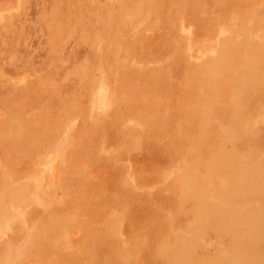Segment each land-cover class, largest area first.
Listing matches in <instances>:
<instances>
[{
	"label": "rangeland",
	"instance_id": "374dc122",
	"mask_svg": "<svg viewBox=\"0 0 264 264\" xmlns=\"http://www.w3.org/2000/svg\"><path fill=\"white\" fill-rule=\"evenodd\" d=\"M227 47H257L264 61V0H0V264H132L139 235L136 264H168L172 250L157 254L151 237L160 223L221 264H264V231L244 221L264 219V76L248 77V91L215 84ZM212 86L228 113L210 117L209 136L161 133L158 112ZM91 125L98 137L84 135ZM24 134L41 138L27 146ZM221 151L237 167L214 164L203 178L202 157ZM189 169L204 191L181 185ZM203 201L236 213L234 228L206 231Z\"/></svg>",
	"mask_w": 264,
	"mask_h": 264
},
{
	"label": "bare ground",
	"instance_id": "6f19581e",
	"mask_svg": "<svg viewBox=\"0 0 264 264\" xmlns=\"http://www.w3.org/2000/svg\"><path fill=\"white\" fill-rule=\"evenodd\" d=\"M146 1V0H145ZM149 2V1H148ZM151 2V1H150ZM156 2V1H155ZM182 7V6H181ZM158 12V11H156ZM154 13V12H153ZM145 15V14H143ZM166 18V17H165ZM210 20V19H209ZM237 43V42H236ZM259 45V43H258ZM230 47V46H229ZM227 47L226 51L227 53H224L223 54V58H228L229 56V60H226L224 61L226 64V71L224 72V69H222V72H224L222 74V72H219V74L216 75V78L214 83L217 82V83H221L223 81V78H224V81L225 80H235V82L231 85L232 87V91H237V89L239 91H248L249 90V87H248V83L246 82V80L248 79V77H253L254 76V73H256L257 71H261V75L264 76V61L262 60L263 58L261 57V55H259L258 53L256 54L257 52V47H255L253 50L255 52V56H249V55H246L244 52H242V50H238V49H233V47L229 48ZM229 48V49H228ZM119 51V50H118ZM228 54V56L226 55ZM220 58V57H219ZM221 60V59H220ZM225 60V59H224ZM197 67V66H196ZM194 69V67H193ZM204 69V68H203ZM234 69H236V71H234ZM140 70V69H139ZM200 70V69H199ZM198 70V71H199ZM197 71V70H196ZM195 71V72H196ZM203 74V71H201L199 74ZM221 73V74H220ZM126 74V73H125ZM197 74V73H196ZM205 74V73H204ZM154 75V74H153ZM152 75V76H153ZM260 75V74H259ZM155 76V75H154ZM157 76V74H156ZM188 76V75H187ZM190 76V75H189ZM131 77V75H130ZM159 79V78H158ZM157 79V81H158ZM254 79V78H253ZM133 80V79H132ZM139 81V80H138ZM154 81H156L154 79ZM156 81V82H157ZM187 82H188V85L191 86L193 82H191V80H188L187 79ZM199 82V81H198ZM254 82V81H253ZM258 82V81H257ZM264 82V81H263ZM137 83V82H136ZM151 84V83H150ZM197 84V83H196ZM216 84V83H215ZM264 84V83H263ZM144 85V84H143ZM149 85V84H148ZM134 86V85H133ZM155 86V85H154ZM156 86H158L156 84ZM246 86V88H245ZM259 87V86H258ZM150 89V88H149ZM207 89V93L206 94H203V95H200V96H194V105L192 106H187L186 107V103L184 104L183 103V106H185V108H182V110L176 112L175 114H173L172 112L167 115V116H163L160 114V112H158V115H160L162 118V120L159 119V122H160V128L162 129L161 133L164 132L163 134L165 135H168L169 138L174 136V137H177L178 136V132H182L183 130V127L185 128H193V130L195 131V138L197 140H200V139H204L206 136H209V132L210 130L212 129V123L210 121V117L215 114V115H218L222 112H227V110H225L224 108H222L223 105H221L220 103V100L218 98H216L214 96V94L211 93V91H213L214 89V86L212 87H209V88H205ZM216 89V87H215ZM222 90V89H221ZM256 91V90H255ZM254 91V93H255ZM130 92V90H129ZM142 92V91H141ZM144 92V91H143ZM134 93V91L132 92ZM131 93V94H132ZM150 93V92H149ZM210 93V94H209ZM135 94V93H134ZM264 94V93H263ZM154 95V94H153ZM192 95V94H191ZM156 96V95H154ZM232 96V95H231ZM254 96V95H253ZM134 97V96H133ZM151 97H152V94H151ZM193 98V97H192ZM216 98V100H215ZM252 98V97H250ZM257 98V97H256ZM188 100V99H187ZM156 101V100H155ZM192 101V102H193ZM234 101V100H233ZM238 101V100H237ZM253 101V100H252ZM232 102V101H231ZM237 106V105H236ZM250 107V106H249ZM156 108V107H155ZM246 109V108H245ZM232 110V109H231ZM240 110V109H238ZM245 112V111H244ZM249 112V111H248ZM246 113V112H245ZM243 114V113H242ZM249 114V113H248ZM165 115V114H164ZM214 115V116H215ZM213 116V117H214ZM223 116V115H222ZM241 116V115H240ZM229 118V117H228ZM247 118V117H245ZM156 121V119H154ZM153 120V121H154ZM200 121L201 124H199L200 126L202 125V127H200L197 122ZM101 123V122H100ZM150 123V122H149ZM18 125V124H17ZM20 125V124H19ZM90 125V124H89ZM218 125V124H217ZM219 126V125H218ZM155 127V126H153ZM157 127V126H156ZM155 127V128H156ZM228 127V126H227ZM245 127V126H244ZM21 128V127H20ZM30 128V127H29ZM33 128V127H32ZM94 128H98L96 127V125H91V126H86L83 133L85 135V132L87 131H90V134H91V137H95L97 136V133H99V131L97 132V130H95ZM159 128V127H158ZM263 128V127H262ZM27 129V128H26ZM233 129V128H232ZM242 129V128H241ZM245 129V128H244ZM158 130V129H157ZM219 130V129H218ZM235 130V129H234ZM153 131V130H152ZM240 131V130H239ZM81 131H79L80 133ZM18 133V132H17ZM26 133V132H25ZM76 133V132H74ZM78 133V134H79ZM89 134V133H88ZM129 134V133H128ZM133 134V133H132ZM251 134V133H250ZM83 135V136H84ZM71 136V135H70ZM23 137V141L26 143V145L28 146L30 142H33L35 141L36 139H40L41 137L37 138L35 136H33L32 134H24L22 135ZM98 137V136H97ZM96 137V138H97ZM160 137V135H159ZM260 137V136H259ZM1 138V137H0ZM72 138V137H71ZM85 138V137H84ZM219 138V139H218ZM229 136L228 135H224L223 137H215L214 139H211V142L212 144H223L224 142H226L228 140ZM262 138V137H261ZM94 139V138H93ZM136 139H137V136H136ZM84 140V139H83ZM138 140V139H137ZM93 141V140H92ZM46 142V141H45ZM85 142H86V139H85ZM87 143V142H86ZM264 143V142H263ZM76 145V144H75ZM222 146V145H221ZM182 147V146H181ZM183 148V147H182ZM21 149V148H20ZM200 150V149H199ZM189 151H192L190 148H189ZM27 152V151H26ZM25 153V151H24ZM185 155V154H184ZM182 157V156H181ZM229 154L225 151H221V154H219L217 157L214 158V161L213 162H209V160L207 161V158L205 156L202 157V163H203V171L200 172L202 173V177H206V173H209L211 170V168L213 167L214 164L216 165H221L222 167H225L226 169H234L237 167V164H238V161L235 162L234 164L231 163V161H229ZM183 158V157H182ZM261 160V159H260ZM181 161V160H180ZM263 161V160H262ZM245 162V161H244ZM258 162V161H257ZM184 163V162H183ZM213 163V164H212ZM261 163V161H260ZM255 164V163H254ZM264 164V163H263ZM188 165V164H187ZM253 166V165H252ZM251 166V167H252ZM255 167V166H254ZM253 167V168H254ZM192 169V167H190ZM189 169V171H187V175L186 177H182V179L180 180V183L182 186H184V188L186 189V191L188 193H192V194H196V193H200L201 191H204V189L202 188L201 186V190H197V188L199 187H194L193 186V183L192 181H194V176L191 174L192 170ZM198 169V168H196ZM193 170H194V167H193ZM251 173V171H250ZM263 174V173H262ZM261 174V175H262ZM181 177V176H180ZM196 177V176H195ZM201 175L198 177V180L200 182V179L202 178ZM193 178V179H192ZM248 176H245L242 177V180L243 182H245L244 184L245 185H249L250 184V179H247ZM253 178V177H252ZM179 179V178H178ZM261 180V179H260ZM211 182V181H210ZM179 183V184H180ZM262 183V182H260ZM77 184V183H76ZM208 184V183H207ZM211 184V183H210ZM170 185V184H169ZM168 185V186H169ZM262 185V184H261ZM80 186V185H79ZM166 186V185H165ZM171 186V185H170ZM121 187V186H120ZM119 187V188H120ZM163 187V186H162ZM258 187V186H257ZM118 188V189H119ZM166 188V187H165ZM164 188V189H165ZM243 188V187H241ZM248 188V187H247ZM251 188V187H250ZM163 189V190H164ZM255 190V189H253ZM119 191H121L119 189ZM167 191V190H166ZM240 191V190H239ZM123 193V192H122ZM124 194V193H123ZM203 194V193H202ZM17 195V194H16ZM15 195V196H16ZM118 195V194H117ZM132 195V194H131ZM205 195V194H203ZM87 196V195H86ZM122 196V195H121ZM136 196V195H135ZM138 196V195H137ZM85 197V196H84ZM128 197V195L126 196ZM139 197V196H138ZM144 197V196H143ZM151 197V196H149ZM158 197V196H157ZM177 197V196H176ZM205 197V196H204ZM125 198V197H124ZM135 198V197H133ZM147 198V197H146ZM170 198V197H169ZM206 198V197H205ZM205 198H202V199H205ZM82 199V198H80ZM87 199V198H86ZM136 199V198H135ZM143 199V198H142ZM210 199V198H209ZM88 200V199H87ZM139 200V199H138ZM137 200V202H138ZM144 200V199H143ZM147 200V199H146ZM151 200V198H150ZM170 200V199H169ZM168 200V202H169ZM182 201L184 203V199L183 198H179V201ZM19 201V200H17ZM83 201V200H82ZM163 201V200H162ZM177 201V202H179ZM206 201V200H205ZM203 201V205L201 207V209H199V213L202 212L206 219H205V225H204V228L206 231H212V232H215V231H220L221 229H226V230H232L234 228L233 224H234V221L236 219H238L236 217V213L234 214L233 212V215H228L225 214V213H215V212H212V210L210 209V206L205 202ZM133 202V201H132ZM142 202V200H141ZM144 202V201H143ZM153 202V201H152ZM215 202V201H214ZM20 203V201H19ZM162 203V202H161ZM137 204V203H136ZM140 205V204H139ZM153 205V204H151ZM160 205V204H159ZM167 205V204H166ZM189 205V204H188ZM112 206V205H111ZM132 206V205H131ZM137 206V205H136ZM145 206V205H144ZM221 206V205H220ZM157 207V205H156ZM155 207V208H156ZM165 207V206H164ZM163 207V208H164ZM250 207V206H249ZM109 208V207H108ZM112 208V207H111ZM218 208V207H217ZM221 208V207H220ZM226 208V206H225ZM126 209V208H125ZM136 209V207H135ZM153 209V208H152ZM151 209V210H152ZM196 209V208H195ZM224 209V207L222 208V210ZM226 210V209H225ZM243 210V209H242ZM251 210V209H250ZM133 211V210H132ZM142 211V210H140ZM144 211V210H143ZM147 211V210H146ZM154 211V210H153ZM157 211V210H156ZM160 211V209H159ZM162 211V210H161ZM264 211V210H263ZM152 212V211H151ZM150 212V213H151ZM236 212V211H235ZM240 212V211H239ZM243 212V211H242ZM250 212V211H249ZM154 213V212H153ZM152 213V215H154ZM170 213V212H169ZM197 213V212H196ZM251 213V212H250ZM144 215V214H143ZM146 215V214H145ZM170 217V216H169ZM201 217V216H200ZM50 218V221H51V216L49 217ZM118 218V217H117ZM147 218V217H146ZM156 218V217H155ZM160 218V216H159ZM132 219V218H131ZM143 220V219H142ZM156 220V219H155ZM203 220V219H201ZM147 221H148V218H147ZM163 221V220H162ZM239 221V220H238ZM245 221V229L250 231V232H254V235H258L260 234L259 232H262L264 231V219L261 221L260 219H255L253 217H247L244 219ZM55 222V221H54ZM217 222H219L217 224ZM45 223V222H44ZM142 223L141 225H144L143 222H140ZM147 223V222H146ZM156 223V222H155ZM153 224V223H152ZM176 224V223H175ZM174 224V225H175ZM215 224H217L216 226H214ZM173 225V226H174ZM47 226V225H46ZM45 226V227H46ZM138 226V225H137ZM44 227V226H43ZM61 227V226H60ZM140 227V226H139ZM145 227V225H144ZM143 227V228H144ZM137 229V228H136ZM149 230V229H148ZM173 230V229H172ZM45 231V230H44ZM47 231V230H46ZM136 231V230H135ZM144 231V230H143ZM179 232V230H178ZM199 232V231H198ZM35 233V232H34ZM134 233V232H133ZM143 233L142 231H136V234H141ZM151 233V232H150ZM29 234V232H28ZM135 234V233H134ZM183 235V234H182ZM194 235V234H193ZM196 235V234H195ZM194 235V236H195ZM45 236V235H44ZM43 236V237H44ZM192 237V235H190ZM199 236V234L197 235ZM151 237L154 238V240L157 241V254L158 253H161L162 251H168V250H172L171 251V254L169 255L168 257V264H221L219 263V261L217 260V257L219 256H216V255H210V254H207L201 250H197L193 245L187 243V244H184V243H181V241L179 240L178 238V235L177 233H173L172 234V231H170V228L168 225H165V224H159L158 225V228L155 232L154 235H152ZM185 237V236H184ZM141 241V244L136 247H132V250L131 251V247L128 249V251L130 252V256H131V259L130 261L132 262V264H136V262L138 261L139 258L143 257L144 254L142 253V250L144 248H146V241L147 240H142V235H139L138 237ZM195 238V237H194ZM193 238V240H195ZM50 239V238H49ZM134 239V238H133ZM147 239V238H146ZM258 239V237H257ZM199 240V239H198ZM35 241V240H34ZM49 241V240H48ZM57 241V240H56ZM37 242V240H36ZM55 242V241H54ZM192 242V241H191ZM194 242V241H193ZM196 243V242H194ZM54 244V243H53ZM90 245V244H89ZM93 245V244H92ZM218 245V244H217ZM128 246V245H127ZM220 246V245H219ZM222 246V245H221ZM40 247V246H39ZM89 246H87L86 248H88ZM204 247V246H203ZM94 248V247H92ZM100 248V247H99ZM223 248V247H222ZM102 249V247H101ZM125 249V248H124ZM199 249V248H198ZM100 250V249H99ZM113 250V249H112ZM123 250V249H122ZM86 251V250H85ZM98 251V250H97ZM102 251V250H100ZM253 251V250H252ZM208 252V251H207ZM221 252V251H220ZM246 252V251H245ZM257 252V251H256ZM236 253V252H235ZM254 253V252H253ZM84 254V253H83ZM97 254V253H96ZM128 254V255H129ZM213 254V253H212ZM247 254V253H246ZM223 255V254H222ZM257 257V256H256ZM223 258V257H222ZM259 258V257H258ZM225 259V258H224ZM223 259V260H224ZM258 260V259H257ZM257 260H253L252 258H238L236 259L233 263L231 264H257ZM260 260V258H259ZM264 260V259H263ZM260 264V263H259Z\"/></svg>",
	"mask_w": 264,
	"mask_h": 264
}]
</instances>
